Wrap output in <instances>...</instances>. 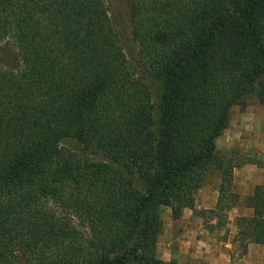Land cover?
I'll use <instances>...</instances> for the list:
<instances>
[{
  "label": "trees",
  "instance_id": "16d2710c",
  "mask_svg": "<svg viewBox=\"0 0 264 264\" xmlns=\"http://www.w3.org/2000/svg\"><path fill=\"white\" fill-rule=\"evenodd\" d=\"M126 1L131 61L106 0H0V264H175L154 256L160 207L243 205L232 244L264 250V184L240 203L215 146L233 106L264 103V0Z\"/></svg>",
  "mask_w": 264,
  "mask_h": 264
},
{
  "label": "rangeland",
  "instance_id": "374dc122",
  "mask_svg": "<svg viewBox=\"0 0 264 264\" xmlns=\"http://www.w3.org/2000/svg\"><path fill=\"white\" fill-rule=\"evenodd\" d=\"M105 5L109 21L119 39L121 48L126 58L131 61L136 54V45L132 40L129 29L128 3L126 0H106ZM0 64L9 68H14L17 65L13 49L3 44L0 45ZM150 93L152 102L155 106L154 114L157 115V108L161 96V88L158 82H152ZM60 145L64 149L77 148L72 139H65L61 141ZM215 146L223 156L232 159V163L236 165L235 168L255 166L253 168L258 169L259 176H264V103H260L252 97L249 98L242 107L233 106L229 112L227 126L222 131L221 135L216 138ZM217 185V175L215 173L207 175L202 186L197 190L194 199L204 196L207 199V195H199V192L203 189L217 190ZM250 188V184L239 185L238 183L236 184V182H232V191L236 194L240 195L242 191L247 193ZM239 208L240 211H242L240 206ZM194 210L210 209L194 208ZM190 211L192 212V210ZM157 214L159 228L155 234V258L162 262L173 261L175 264H192L184 260L181 251L180 253L182 255L180 257L177 256L180 260L178 261L175 258L181 244L187 240L184 235L185 232L182 230V226L178 221L180 216L178 219L172 220L170 218L169 209L166 207H160ZM221 214L222 216L224 215V218L218 222L210 213H204L200 216L192 212L194 217H200L202 219V229L204 228L206 230L202 235L205 239L210 238L218 242L232 237L228 232L230 228L234 226V219L236 216L232 217L233 213L231 209ZM202 235L198 234L197 236L199 238V236ZM226 253L229 257L230 264L234 263V261L242 256L239 253L236 243L233 244ZM196 260L198 261L197 264H203L199 257Z\"/></svg>",
  "mask_w": 264,
  "mask_h": 264
},
{
  "label": "crops",
  "instance_id": "0c3cea01",
  "mask_svg": "<svg viewBox=\"0 0 264 264\" xmlns=\"http://www.w3.org/2000/svg\"><path fill=\"white\" fill-rule=\"evenodd\" d=\"M255 167V166H253ZM251 167H240L234 168L232 170V182H236L239 185L250 184V190L246 192H241L239 195V201L241 202L242 197L251 193L252 189L256 185L264 184V176H259L258 169ZM207 195V199L204 197L194 199V208L195 209H212L215 205L217 198V190H202L199 192V195ZM238 201V202H239ZM240 205H235L231 208L233 213L232 217L235 216H248L250 215V209L243 207L241 205L242 211L239 208ZM264 216V212H263ZM231 220L230 218H228ZM182 230L185 232L187 240L183 242L180 246V249L177 252L175 258L179 261L183 253L185 261H188L192 264H197V258L201 259L203 264H230L229 257L226 253L228 249L231 248L232 238L236 233L234 226L230 228L228 232L232 237L227 238L224 241L216 242L214 239H205L202 235L206 230L202 229V219L200 217H194L192 212L188 209H183L178 219ZM198 234L202 235L199 236ZM172 248V247H171ZM173 252V251H172ZM178 256V257H177ZM174 258V256H173ZM232 264H264V250L263 248L255 243H248L245 248L244 254L234 261Z\"/></svg>",
  "mask_w": 264,
  "mask_h": 264
}]
</instances>
